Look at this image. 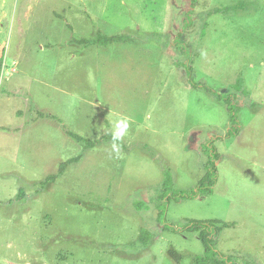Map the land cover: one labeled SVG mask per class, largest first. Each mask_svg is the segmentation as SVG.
<instances>
[{
	"label": "rangeland",
	"instance_id": "1",
	"mask_svg": "<svg viewBox=\"0 0 264 264\" xmlns=\"http://www.w3.org/2000/svg\"><path fill=\"white\" fill-rule=\"evenodd\" d=\"M97 35L129 40L77 43ZM186 65L236 96L237 136ZM219 136L213 193L171 201L165 218L234 223L217 251L264 264V0H0V264H192L201 243L164 231L158 199L164 173L195 188L202 146Z\"/></svg>",
	"mask_w": 264,
	"mask_h": 264
},
{
	"label": "trees",
	"instance_id": "2",
	"mask_svg": "<svg viewBox=\"0 0 264 264\" xmlns=\"http://www.w3.org/2000/svg\"><path fill=\"white\" fill-rule=\"evenodd\" d=\"M194 2V0H191ZM129 38L124 35H114V36H101L97 35L92 39H84L81 41H75L79 44L85 46L92 45H112V44H120L128 41ZM125 41V42H124ZM186 75L188 77V83L193 88H201L206 92L211 94L215 99L219 102H222L229 114L230 127L227 130V137L237 136L239 132V121H238V113H239V103H237L236 96L234 94H221L212 89H209L203 85H199L192 80L193 70L188 65L185 66ZM235 85L237 87H235ZM234 85L233 89L236 93L241 94L244 97H249V91H245L243 89L242 82L238 81ZM70 138L77 142H84L88 148H93L95 146L94 142L84 139L83 137L74 134L68 133ZM112 140V136L110 137ZM223 137H214L209 139L202 146V153L206 159L205 164V174L198 181L195 188L184 191V190H175L172 187V180L169 176V173H164V182L163 189L161 195L159 196L158 202V218L161 223H163L164 231H170L178 234H194L197 236L199 242L203 247V254L198 255L194 258L192 264H236L232 261L231 258L225 257L221 252H218L216 249V238L217 236L224 230L234 227V223H226L218 220H208V221H197V220H186L184 225L181 227H174L167 223L165 218L166 208L171 201H186L196 199L198 196H210L213 193V188L216 185L218 172L216 162L219 160V154L216 148L217 141L222 140ZM120 144V142H119ZM79 159L73 158L67 162H64L60 165L59 171L57 175H49L45 179V183L54 182L57 179V176H60L64 172L65 166L71 163H76ZM151 240V234L146 230H141L140 232V241L147 245Z\"/></svg>",
	"mask_w": 264,
	"mask_h": 264
},
{
	"label": "clouds",
	"instance_id": "3",
	"mask_svg": "<svg viewBox=\"0 0 264 264\" xmlns=\"http://www.w3.org/2000/svg\"><path fill=\"white\" fill-rule=\"evenodd\" d=\"M130 126V117H121L113 122L111 129L112 151L119 155V142L127 135Z\"/></svg>",
	"mask_w": 264,
	"mask_h": 264
}]
</instances>
